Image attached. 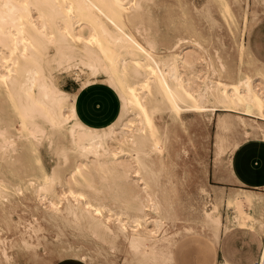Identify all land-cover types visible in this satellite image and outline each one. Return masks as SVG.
I'll return each instance as SVG.
<instances>
[{"label":"bare ground","instance_id":"1","mask_svg":"<svg viewBox=\"0 0 264 264\" xmlns=\"http://www.w3.org/2000/svg\"><path fill=\"white\" fill-rule=\"evenodd\" d=\"M210 1L220 17L194 0H0V264L27 216L3 221L18 206L29 214L26 247L27 236L41 245L52 228L62 245L71 228L115 252L124 245L123 264H176L178 243L196 236L236 264L229 237L242 226L258 253L264 192L243 186L236 154L264 142V60L244 38L259 18L251 1L264 0ZM202 21L225 25L226 51ZM64 72L82 89H113L117 116L85 122L78 91L60 84ZM213 123L212 179L228 190L210 181ZM67 254L93 259L82 243Z\"/></svg>","mask_w":264,"mask_h":264},{"label":"rangeland","instance_id":"2","mask_svg":"<svg viewBox=\"0 0 264 264\" xmlns=\"http://www.w3.org/2000/svg\"><path fill=\"white\" fill-rule=\"evenodd\" d=\"M194 1L199 6H203L207 3L206 5H209L211 14L215 15L216 17H220V11L218 10L219 8L212 1H210V0H194ZM252 2L255 3L254 1H251L250 16L252 14V11L254 9H256L259 12V18L257 19L256 23L253 26H250L247 28V30H246L247 32H245L244 38H245V40L247 39L246 41H249L251 43L256 54L264 59V6L256 5V4L253 5ZM213 4H214V6H213ZM216 9H217V12H216ZM200 11L203 12V9L200 8ZM198 13L200 14V12H197V14ZM201 25H202L203 30H206L205 31L206 34L211 35L213 43L220 50L226 51L225 48L221 47V36H220L225 31V25L222 22H217V24H215V26H211L210 23L207 21H202ZM217 27H219V28H217ZM223 28H224V30H223ZM219 31H221V33ZM82 78H85V75H82ZM60 84L64 88H67L71 91H78V93L84 91L83 89H80V81L76 78L75 73H69V72L62 73L61 78H60ZM93 85H102V86L110 89L112 93L114 92L109 86H107L105 84H93ZM90 86H88L87 88H89ZM85 90H86V88H85ZM114 95H116V96H114ZM112 96L115 97V99H114L115 101H112V102L108 101L107 99L109 96H107V94L104 91L97 90V91L91 92V96H90L91 101L90 102L87 101V103H86L85 102L86 99H83V100L81 99L82 100L81 104H82V107L84 109L85 116L88 119L89 118L95 119V120H97V119L101 120L102 119L103 122L108 121L110 118H112L116 114V112L120 108V101H119L117 94L114 92V94ZM109 100H110V98H109ZM214 129H215V123H213L211 125V137H210V142H209L210 143V151H209L208 161H209V168H210V181L213 184H219L212 179L213 178V168H212L213 167V158L212 157L214 156V149H215L214 144H213L214 140H215V130ZM45 160H46L49 167L52 166L54 160H53V158H51L49 156V154L47 152L45 153ZM222 184L225 185L224 183H221L220 185H222ZM225 186H227L225 188V190L226 189L228 190L229 189L228 187H230L231 185H225ZM216 192H217L216 190L211 189V193H210L211 196H209V192L202 196L204 198V201L206 202L207 206H209L211 204V202L214 201L215 195L218 194V192L217 193ZM238 205H240L243 209L245 207V209L248 211L251 210V208L248 205H246V204L243 205L242 202H238ZM21 210H22L21 207L18 206L16 208V211L12 212V214L9 215L7 213L6 214L4 213L5 219H3V221L5 222V221L9 220V223L12 225L15 223V220L19 218L20 214H22L24 216L27 215V216H25L24 222L22 223L23 226L21 225L18 228L13 227V232L10 233V235L13 234L11 236V239H10V241L12 243L9 242L11 244V245L9 244L11 246L10 247L11 257L12 256L13 257L11 258L10 262L5 261L4 264H10V263H12V264H52L54 261H57L58 258H64V259H62V261L64 263L69 262V261H73V260H79L78 257H76L74 255H68L67 254L68 246L73 244V243H82L89 248V252L93 258L92 262L90 264H123V262L125 261L126 255H128V252H126V247L124 245L122 246V244L120 245L122 247L118 248L119 251L116 250V252H115L111 249H108L107 246H104L105 248L102 247L101 243L99 242V240L97 238L94 237L91 239V238L83 237V236L79 235V232L77 230L73 231L71 228L67 229L69 231V233L65 235V237H64L65 240L62 242V245H59V244L53 242V238H54L53 236H55V234L57 233V230L52 228L49 230V233H48L49 239L45 240V241H44V239H42L41 243L42 242L43 243L41 245L36 244L37 241L35 238H30L29 236H27L29 243H32L30 246H27L28 247L27 248L25 246L26 244H24L23 240H21V239H23V235H22L21 231L25 229V226L28 223L29 214L24 213ZM12 219H15V220H12ZM70 231H72V232H70ZM68 237L71 238V241L66 240V238H68ZM234 238L237 241V243L239 240L242 242L247 241L246 236H243L241 231L240 232L238 231V233L235 235ZM263 238H264V230L261 233L257 256L255 257L254 260L251 259L252 264H258L259 263V257H260L259 254H261V249L263 248V243H262ZM14 244H15V246H14ZM245 252H240L239 255L237 254L238 260H241L244 257H246ZM222 261H223V257H222L221 252H220L219 258H218V261L216 264H218V263L222 264Z\"/></svg>","mask_w":264,"mask_h":264},{"label":"crops","instance_id":"3","mask_svg":"<svg viewBox=\"0 0 264 264\" xmlns=\"http://www.w3.org/2000/svg\"><path fill=\"white\" fill-rule=\"evenodd\" d=\"M254 52H255V50H254ZM258 57H260V56H258ZM261 59H263V58H261ZM80 89H82V88H80ZM83 90L84 91L79 92L77 95L76 106H77V110H78L80 117L85 122H87L91 125H95V126H103V125L108 124L110 121H112L117 116V113L119 110L116 112V114L112 118H110L106 122H103L102 119L101 120H98V119L95 120V119H90V118L88 119L84 114V109L82 107L81 101L83 99H86L85 100L86 103H87V101L90 102L91 101L90 96H91L92 91H97V90L104 91L107 94V96H109L107 100L111 101V102L115 101L114 100L115 97L112 96L114 94V92L112 93L110 89H108L102 85H91L89 88H86V90H85V88ZM114 96H116V95H114ZM109 98H110V100H109ZM236 162H237L236 163L237 173H238V176L240 177V179L244 182L243 186L247 187V188H251V189H257L259 191L263 190L262 192H264V142H257L255 140H253V141L247 143L245 146H243L237 152ZM217 183H219V185L221 183H224L225 185H231L230 183L225 182V181H217ZM225 185L222 184L220 186L227 187ZM243 202H245V203H243ZM242 204L248 205L247 202L244 200H242ZM244 209H245V207H244ZM245 211H248V210L245 209ZM242 228H243L242 226L236 227V231L234 232V234L230 235V237H229V240H232L234 242V245H235L232 260L236 264H249V262L252 261L251 259H253L252 257L254 256L255 252L257 253V248L255 247V241L253 240L254 235L253 234L250 235V233L246 234V232L244 230H242ZM246 228H247V225H246ZM238 231L239 232L241 231L243 236L247 235L246 236L247 241L242 242L239 240L237 243V241L235 240L234 237L238 233ZM198 238H199V240H198ZM184 239H182L178 243L176 248L174 249V259H175L176 264H216L217 263L218 258H219V254H220V250L217 247H215L213 245V243H211V241L205 240V239L203 240V237H196V236H189V237H186ZM197 241H199V242H197ZM206 242H209L210 244H207ZM193 244L195 246H193ZM183 245H185V246H183ZM207 245H208V247H206ZM204 247L207 248L208 251H207V249L204 251V249H205ZM209 248H210V250H209ZM207 252H209V253H207ZM240 252H245L246 257H244L241 260H238V258H236V257H237V254L239 255ZM180 257H181V259H180ZM59 264H84V263H82L78 260H73V261H69L66 263H64L62 261Z\"/></svg>","mask_w":264,"mask_h":264},{"label":"built area","instance_id":"4","mask_svg":"<svg viewBox=\"0 0 264 264\" xmlns=\"http://www.w3.org/2000/svg\"><path fill=\"white\" fill-rule=\"evenodd\" d=\"M263 248L261 249V254H260V260H261V257L263 256V253H264V238H263ZM259 260V262H260Z\"/></svg>","mask_w":264,"mask_h":264}]
</instances>
